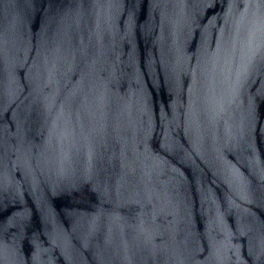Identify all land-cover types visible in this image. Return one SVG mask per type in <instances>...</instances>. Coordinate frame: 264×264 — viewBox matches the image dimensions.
Segmentation results:
<instances>
[{
  "label": "water",
  "instance_id": "1",
  "mask_svg": "<svg viewBox=\"0 0 264 264\" xmlns=\"http://www.w3.org/2000/svg\"><path fill=\"white\" fill-rule=\"evenodd\" d=\"M0 264H264V0H0Z\"/></svg>",
  "mask_w": 264,
  "mask_h": 264
}]
</instances>
